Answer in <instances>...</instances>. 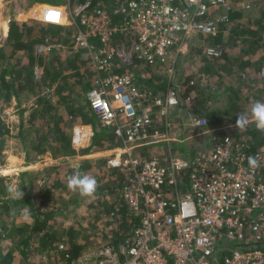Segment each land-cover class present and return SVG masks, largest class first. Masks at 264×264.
I'll return each mask as SVG.
<instances>
[{"label":"built area","instance_id":"1","mask_svg":"<svg viewBox=\"0 0 264 264\" xmlns=\"http://www.w3.org/2000/svg\"><path fill=\"white\" fill-rule=\"evenodd\" d=\"M102 1L76 0L69 11L40 3L35 14L47 23L74 25L69 48L94 71L85 102L121 141L102 150L107 166L126 174L121 196L137 219L123 241L100 245L79 264H264L263 150L235 145L229 133H210L206 118L193 113L188 124L196 134L209 132V143L188 156L173 150L168 130L160 133L153 116L159 111L168 120L178 96L170 88L157 94L147 73L134 69L139 61L145 71L166 70L169 84L188 36L215 35L229 15L213 10L231 0H122L109 7ZM49 13H58L57 20ZM51 46L45 40L36 47ZM207 51L219 54L215 47ZM94 135L91 125L76 123L71 144L88 145ZM160 140L166 142L162 155L142 152ZM249 156L260 166L250 167Z\"/></svg>","mask_w":264,"mask_h":264},{"label":"rangeland","instance_id":"2","mask_svg":"<svg viewBox=\"0 0 264 264\" xmlns=\"http://www.w3.org/2000/svg\"><path fill=\"white\" fill-rule=\"evenodd\" d=\"M75 1L60 0L57 5H61L66 11H69ZM104 1L111 2L112 0ZM253 1L231 0L228 5L213 10L216 15L229 14L224 23L218 24L222 30L221 39L218 41L220 44L213 45L212 37L207 34L191 33L186 39V43L181 46V50L175 55L174 71L169 84L167 83L168 71H145V68L138 64L140 62L136 61L137 65L134 69L140 73H147L152 89L157 94H162L167 88H170L178 96V106L169 110L168 120L162 117L159 111L153 116V124L160 133L168 130L173 150L181 154L182 152H195L199 149H196L195 144L200 146L203 143L202 139L206 134H196L195 127L188 124V113H194L206 118L207 125L204 128L212 129L210 133L218 136L229 133L235 145L249 144L251 148H259L264 152V131H258L251 118L250 109L254 99L244 96L245 93L248 95L251 88L255 91L254 94H257L262 87L264 89V15L258 22L255 17L252 19V15L259 17L260 13L257 8H253ZM36 2L37 0H0V52L10 51L7 39L10 21L13 19L22 22L34 20L36 19L35 14L39 10V4L47 3ZM34 6L36 7L34 8ZM58 9L61 8L58 7ZM240 17L252 20L238 21ZM3 22L6 23V27L3 26ZM51 24L49 30H59V34L56 35L60 38L58 41L51 42V47H54V50H50V47L48 50L39 51L41 52L38 57L40 59L35 62L34 66H23L27 63V59L21 52H19L17 60H10L15 61L11 77L15 84L23 86L18 97L11 95L5 98L3 85L9 80L6 70L8 64L0 56V198L4 201L9 197L17 198L30 195L40 210H47L50 205H58L63 199L73 198L75 194L78 200L76 199V202L69 201L65 207L62 206L58 209V211L65 209L60 214L56 210L53 215H46V218L40 215V221L44 220L38 227H34L35 230L30 235L28 233L33 223L31 209L22 206L21 203L14 205L7 202L6 206L3 201H0V264H79L85 260L82 255L70 258L71 253L67 250L72 241L69 236L72 230L74 231L72 239L75 242H92L96 245L94 248L98 249L100 245L116 243V238L125 237L131 229V225L127 227L125 221H121V215L117 213L119 204H125L121 196V185L117 186V184L120 178H124L122 174H126L107 166L105 152L91 154L97 149L105 150L121 144L112 129L104 127L106 130L102 131L97 139L93 136L88 145L80 147L73 146L71 138L64 143L55 140L56 138L52 135V124L48 123L47 119L49 115H54L55 110L49 106L46 100L50 99V104H54L56 101L57 112L62 111L61 113L65 115L67 113L65 108L57 102L60 95L75 98V101L69 106L70 109L76 110L67 114L72 124L71 133L76 123L89 124L93 128L102 126L91 110L88 112L83 109L82 111L78 110L87 105L85 91H82L78 84H75L74 88L66 86L63 90L58 91V85L62 83V78L61 75L55 77V58L56 56L63 57L69 53V43L73 37L74 25L72 23L59 24L62 26L59 27L56 24ZM252 28L255 29L254 32H260L259 39L256 41L252 35ZM228 31L235 38L238 36H241L242 40L246 38L245 42L240 44L241 52L234 53L232 49L228 50L231 54H236L233 61L238 62L237 65L240 63L233 69L229 67V61L221 60L220 54L210 55L207 51V47H215L219 52L221 49L222 54L223 45L229 40ZM62 37L65 39L61 40ZM111 40L119 41L120 37L113 35ZM244 49L246 50L244 51ZM168 64L166 63V68ZM49 65L50 70L47 72L46 69ZM203 66H211L213 70L205 72ZM239 67H249L246 72L257 68L260 71L261 77L259 78L261 79L249 81L246 88L238 76L240 73L236 68ZM66 72L67 67L62 66L60 73L65 74ZM86 72L88 73L84 69L83 78H85ZM67 75V80L70 82L76 77L73 72H68ZM4 76L6 80L3 82L2 77ZM231 82H236L235 89L224 90L223 87ZM192 83L197 84V88L184 94L185 89ZM207 90L211 91L212 96H206ZM194 97H197L198 101L206 99L203 103L199 102L195 106L199 109L198 111H193L196 100ZM257 100L264 102V92L261 99ZM239 114L249 117V123L245 128L235 126L236 116ZM67 121L69 120L67 119ZM166 121L169 122L168 126ZM36 129L39 134L42 132L44 134L36 138L34 135ZM249 130H252L253 133L248 132ZM210 138L208 135L205 140ZM192 139L195 141L190 146ZM90 144L91 148L87 153L88 150L86 151L85 148ZM69 145L70 147H68ZM165 150L166 142L163 140L142 148L145 155H162ZM99 158H102L100 159L102 161L105 159L104 164H101L102 161H99ZM84 159H87V163L81 168V172L95 177L98 182L96 193L91 197H83L78 191H70L67 187V177L73 173V170L69 171L68 168L76 167ZM94 159L95 161L91 163ZM24 171L27 172L24 173ZM37 198L43 199L45 203L40 204ZM125 220L129 225L128 215ZM26 236L28 241L25 247L28 257L24 258L20 254L19 248L21 240Z\"/></svg>","mask_w":264,"mask_h":264},{"label":"trees","instance_id":"3","mask_svg":"<svg viewBox=\"0 0 264 264\" xmlns=\"http://www.w3.org/2000/svg\"><path fill=\"white\" fill-rule=\"evenodd\" d=\"M42 2H47V3H52V4H58L60 3V0H39ZM79 1V0H78ZM81 1V0H80ZM122 0H112L111 2H105L104 0L102 1L104 3V5L106 7H109L111 5H114L118 2H120ZM230 13V11H229ZM229 15V14H228ZM225 21H221L219 22V25H221L222 23H224ZM43 21H39L37 19L31 20V21H17L15 19L11 20L8 26V34H7V39H8V45H10V51H1L0 52V56L6 60L8 67L6 68V70L8 71V82H4L5 76L2 77V81L4 82V89H5V98L10 97L11 95H14L15 97H18L20 90H22V84H15V82L13 81L11 74L12 71L15 68V65H13V63H15V61H10L12 59L17 60L18 54H20L19 52H21L22 55L25 54V57L27 59V63H25L23 66L24 67H28V66H34L35 62H37L40 58L41 52L37 51V44L44 42L45 40L49 41V42H55L58 41L60 38L59 36H57L56 34H59V30H49L50 25H52L51 23H44ZM37 24H42L40 26H38ZM54 25V24H53ZM3 26L6 27V23L3 22ZM56 26L62 27L61 25L56 24ZM253 31V36L255 37V41L259 39V33L258 32H254L255 29L252 28L251 29ZM222 30H221V26H218V31L215 35H209L210 37H212L211 42H213V45L218 44L219 39H221V35H222ZM35 35V36H33ZM229 38V40L225 43V45H223V49H222V54H221V49L220 47H218L220 49L219 54L221 55V60L223 61H229L230 65H235L238 66L237 63L238 62H234V58L236 56V54H231L230 49H232V52H241L242 51V47L240 44H243L246 40H242L241 36H238L237 38H235L233 35L231 36H227ZM65 37H62L61 40H64ZM234 39V43L233 42ZM210 42V43H211ZM220 44V43H219ZM54 50V47H51L50 50ZM229 50V51H228ZM246 49H244L245 51ZM8 52V53H6ZM231 54V55H230ZM58 58V59H57ZM232 58V59H231ZM56 62H55V67H54V72L55 73V77H57L58 75H61L62 78V83L60 85H58V91L63 90L64 87L69 86L70 88H74L75 84H78L80 86V89L82 91H86V89L89 88L90 84H91V76L94 74V71L90 70L88 67H86V65H84L83 60L80 57V53L73 51L71 49H69V53L64 55L63 57H58L56 56L55 58ZM222 61V62H223ZM64 64V65H63ZM62 66H66L67 67V72L65 74H61V68ZM83 66V67H82ZM84 69L86 71H88V73L86 72V76L85 78L82 77ZM203 69L205 72L207 71H212L213 69L211 68V66H203ZM50 70V65L48 66V68L46 69L47 72H49ZM29 71H31L29 69ZM68 72H73V74L76 75V77L73 79L72 82L67 80V73ZM240 75V74H239ZM238 75V76H239ZM149 78L150 77H145V79L147 80V83L150 84L149 82ZM248 79V76H244L242 77V81L245 83V85L248 83V81H246ZM241 81V82H242ZM243 83V84H244ZM235 84L236 82H231L228 85H225L223 87L224 90H234L235 89ZM151 85V84H150ZM19 87V88H18ZM197 88V84L192 83L189 84L188 87L185 89V93L187 94L189 93L191 90L196 89ZM207 97L212 96L211 91L209 92L208 90L206 91ZM255 91H251L250 93H248V96L251 97V99L257 100V99H261V96L264 92L263 87L260 89V91L257 94H254ZM63 93H65L63 91ZM68 94V93H67ZM63 95H60V98H57V102L60 103L61 105H63V107L65 108V111L67 112L65 115L62 114L60 112H57L58 110V106L56 105V101L54 104H50V99H47V103L49 104V106H52L55 110L54 115H49L47 121L48 123L52 124V135L56 138L55 140L59 141V142H68V140L71 138V123H70V118L67 117V114L72 112L73 110L76 109H70V106L72 104V102L75 101V98L72 96H67V97H62ZM194 99H196L194 101V107H193V111H198L199 109H197L195 106L200 102L203 103L204 100L206 99H200V101H198V98L194 97ZM208 100V99H207ZM87 107V108H85ZM83 107H80L78 110L82 109L84 111H89L91 110L90 107H88L87 105ZM64 110V109H63ZM92 111V110H91ZM92 114L95 115L92 111ZM91 114V115H92ZM194 114V113H193ZM92 115V117H93ZM197 115V114H196ZM198 116V115H197ZM52 117V118H51ZM67 119L69 121H67ZM85 119V118H84ZM96 121V120H95ZM106 130L104 127H96L95 128V135L94 137H96V139L100 136V134L102 133V131ZM248 132L253 133V131L249 130ZM37 132V129L35 130V137H39L42 136L44 134V132L40 133ZM71 140V139H70ZM69 144V143H68ZM70 147V145L68 146ZM91 148V144L85 148V150L87 151L88 149ZM89 152V150L87 151V153ZM183 156H188V154H182ZM102 158H99V161ZM95 161L92 160L91 163H93ZM105 161V159H104ZM104 161H102L101 164H104ZM87 163V159H84V161L82 160L81 162L78 163V165L76 167H69L68 170L72 171L76 168H79V170L81 171V168H83V166ZM27 171H24V173H26ZM71 173V172H70ZM69 173V174H70ZM71 175V174H70ZM122 176L124 177L123 179L120 178L119 183L117 184V186H120L123 181L126 178V175L122 174ZM78 194V193H77ZM40 202V204H44L45 201H43V199L37 198ZM77 199V195L75 194V196L73 198L70 199H63L58 205H50L48 207L47 210H40L39 207L37 208V206L34 203V199L32 196H25V197H17V198H13V197H9L8 199H5L4 201L0 198V201H3L5 203V205L7 206V202L11 203V204H18L21 203L22 206H26L28 208L31 209L32 213H33V223L31 225V230L29 231L28 235H30L31 233H33V231L35 230L34 227H38L42 221H40V215H42L44 218H46V215H53V213L57 210V212L62 213L65 209L63 208L62 210H59L62 206H66L67 203L69 201H75ZM78 200V199H77ZM76 200V201H77ZM75 201V202H76ZM5 208V207H4ZM117 213H119L121 216V221L124 220L127 227H129L131 225V228L133 226H135L137 224V219L133 217L132 213L126 208L125 204H119V207H117ZM124 214V215H123ZM131 214V215H130ZM126 215H128V220H129V225L127 224L125 217ZM73 230L69 233V236H71V243L69 244V246L67 247V250L71 253V257L70 258H77L79 256L82 255V257L84 259H88L92 257V255L94 254V252L96 251V249L94 247H96L95 244H93L92 242H84V241H80V242H75L73 237ZM128 234V233H127ZM126 235V234H125ZM127 236V235H126ZM125 236V237H126ZM116 238L115 241H117L118 243L123 241V239L125 238ZM122 239V240H121ZM28 241V237H24L21 240V245H20V254L24 257L27 258L28 257V253L26 250V242ZM116 242V243H117ZM66 250V252H68ZM27 261V260H26Z\"/></svg>","mask_w":264,"mask_h":264},{"label":"clouds","instance_id":"4","mask_svg":"<svg viewBox=\"0 0 264 264\" xmlns=\"http://www.w3.org/2000/svg\"><path fill=\"white\" fill-rule=\"evenodd\" d=\"M58 17H52V20H57ZM251 118L255 123L258 131H264V102L253 100L251 103ZM249 123V117L245 114L236 116L235 126L238 128H245ZM248 164L253 169L260 166L259 160L256 156L248 157ZM67 187L70 191L79 192L83 197H91L96 193L98 182L95 177L83 173L76 168L73 173L67 177ZM22 194V192H21Z\"/></svg>","mask_w":264,"mask_h":264},{"label":"crops","instance_id":"5","mask_svg":"<svg viewBox=\"0 0 264 264\" xmlns=\"http://www.w3.org/2000/svg\"><path fill=\"white\" fill-rule=\"evenodd\" d=\"M253 1V0H252ZM39 2H42V1H39V0H37V2L36 3H39ZM253 4H252V6H253V8H257V11H259L260 13H259V17L257 16H254V15H252L253 17H252V19L255 17L256 18V21L258 22L260 19H262L261 18V16L262 15H264V0H254L253 2H252ZM36 6H34V8H35ZM237 18V17H236ZM235 18V19H236ZM246 19H250V18H247V17H240V18H238V21H243V20H246ZM252 19H250V20H252ZM264 23V22H263ZM223 32H224V30H223ZM227 36H230V34H229V31L227 32ZM229 67H231V69H233L234 67H237V66H235V65H229ZM250 68H253L252 66H250ZM236 69H238V72L240 73V75H239V78H240V81H242L241 79H242V77H244V76H248V79L246 80V81H251V80H254V81H257L258 79H261V78H259V77H261V75L259 74L260 73V71L257 69V68H254L252 71H250V72H246V70H248L249 69V67H239V68H236ZM261 70V69H260ZM263 78V77H262ZM242 84L244 83L243 81L241 82ZM246 88L248 87V83L245 85V83L243 84ZM251 88V87H250ZM252 91V88H251V90L248 92V93H250ZM247 95V93H245V98L246 97H248V95ZM245 98H243V99H245ZM209 130H210V132H212V129H210V128H208ZM209 133V132H208ZM206 134L205 136H204V139H202V141H203V143H209V141L210 140H205V137L206 136H208V135H210V134ZM194 141H195V139H192V140H190V146H192L193 144H194ZM203 143L201 144V145H203ZM186 144V143H185ZM196 145V149H198V148H201V145L199 146V145H197V144H195ZM100 152V154L101 153H104V151L103 150H100L99 151ZM188 153H193V152H182V154H188Z\"/></svg>","mask_w":264,"mask_h":264},{"label":"snow or ice","instance_id":"6","mask_svg":"<svg viewBox=\"0 0 264 264\" xmlns=\"http://www.w3.org/2000/svg\"><path fill=\"white\" fill-rule=\"evenodd\" d=\"M58 17L59 14L58 13H49V19H51L52 17Z\"/></svg>","mask_w":264,"mask_h":264}]
</instances>
